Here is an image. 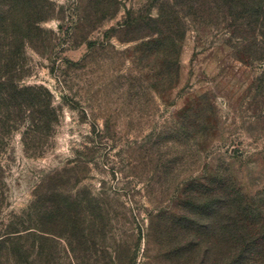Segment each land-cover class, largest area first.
I'll return each instance as SVG.
<instances>
[{"label": "rangeland", "instance_id": "1", "mask_svg": "<svg viewBox=\"0 0 264 264\" xmlns=\"http://www.w3.org/2000/svg\"><path fill=\"white\" fill-rule=\"evenodd\" d=\"M246 2L30 0L38 29L0 68V264H183L187 197L224 179L264 214Z\"/></svg>", "mask_w": 264, "mask_h": 264}, {"label": "trees", "instance_id": "2", "mask_svg": "<svg viewBox=\"0 0 264 264\" xmlns=\"http://www.w3.org/2000/svg\"><path fill=\"white\" fill-rule=\"evenodd\" d=\"M246 1L248 16L258 18L264 29V0ZM29 3L30 0H0V68L9 76L16 72L25 38L38 29L39 11ZM217 186L211 195L195 193L187 197L183 232L192 238L183 244V264H210L195 255L201 245L200 230L208 227L215 233L214 240L206 243L216 250L212 264H263V212L251 200H245L229 179L219 181ZM202 219L212 221L208 226L201 224Z\"/></svg>", "mask_w": 264, "mask_h": 264}]
</instances>
